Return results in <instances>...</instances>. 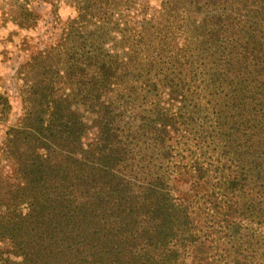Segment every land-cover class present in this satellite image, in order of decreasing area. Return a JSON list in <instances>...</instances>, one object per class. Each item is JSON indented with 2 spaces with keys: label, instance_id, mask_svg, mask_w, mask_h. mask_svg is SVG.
I'll return each mask as SVG.
<instances>
[{
  "label": "trees",
  "instance_id": "trees-1",
  "mask_svg": "<svg viewBox=\"0 0 264 264\" xmlns=\"http://www.w3.org/2000/svg\"><path fill=\"white\" fill-rule=\"evenodd\" d=\"M152 1L128 0L122 54L72 55L70 91L25 132L14 264H264V0ZM82 2L100 21L110 4Z\"/></svg>",
  "mask_w": 264,
  "mask_h": 264
},
{
  "label": "rangeland",
  "instance_id": "rangeland-1",
  "mask_svg": "<svg viewBox=\"0 0 264 264\" xmlns=\"http://www.w3.org/2000/svg\"><path fill=\"white\" fill-rule=\"evenodd\" d=\"M156 1L150 4V14L157 8ZM109 3L103 5L105 18L100 21L96 7L93 15L83 16L82 0H0V264L22 260L15 243L21 219L32 210L31 187L25 185L26 177L29 181L30 177L18 172V168L20 160H24L30 169L38 143L25 132L33 131L42 122L46 126L49 112L40 108H46L47 99L70 91L65 73L73 54L78 58L84 44L87 51L93 43H102L103 50L112 55L122 54L126 50L124 37L128 35L125 24L131 26L134 14L141 17L129 8L128 0ZM88 123L85 142L97 135L93 122ZM21 128L24 138L14 144V130ZM172 144L176 146L174 162L191 161L190 151L175 141ZM37 153L45 151L39 149ZM179 188L186 192L189 186L182 184Z\"/></svg>",
  "mask_w": 264,
  "mask_h": 264
}]
</instances>
